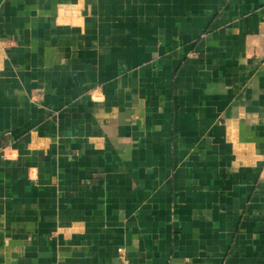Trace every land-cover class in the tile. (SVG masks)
Wrapping results in <instances>:
<instances>
[{
    "label": "crops",
    "instance_id": "crops-1",
    "mask_svg": "<svg viewBox=\"0 0 264 264\" xmlns=\"http://www.w3.org/2000/svg\"><path fill=\"white\" fill-rule=\"evenodd\" d=\"M0 264H264V0H0Z\"/></svg>",
    "mask_w": 264,
    "mask_h": 264
},
{
    "label": "built area",
    "instance_id": "built-area-1",
    "mask_svg": "<svg viewBox=\"0 0 264 264\" xmlns=\"http://www.w3.org/2000/svg\"><path fill=\"white\" fill-rule=\"evenodd\" d=\"M119 251H122L121 249Z\"/></svg>",
    "mask_w": 264,
    "mask_h": 264
}]
</instances>
